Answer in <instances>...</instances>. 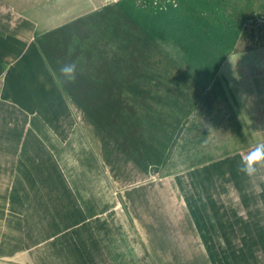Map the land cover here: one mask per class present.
<instances>
[{"label": "rangeland", "instance_id": "rangeland-1", "mask_svg": "<svg viewBox=\"0 0 264 264\" xmlns=\"http://www.w3.org/2000/svg\"><path fill=\"white\" fill-rule=\"evenodd\" d=\"M0 11L34 31L100 174L123 172L116 203L171 204L194 226L189 264H264V169L238 171L264 143V0H0ZM68 61L73 83L58 72ZM88 229L67 227L65 253L52 235L50 259L0 262L99 264L115 236Z\"/></svg>", "mask_w": 264, "mask_h": 264}, {"label": "crops", "instance_id": "crops-1", "mask_svg": "<svg viewBox=\"0 0 264 264\" xmlns=\"http://www.w3.org/2000/svg\"><path fill=\"white\" fill-rule=\"evenodd\" d=\"M1 12L0 257L30 251L50 259L52 235L65 253L67 227L86 222L91 235L106 226L115 236L99 264H189L194 226L175 221L169 203H116L123 172L111 182L100 174L93 139L84 136L34 31Z\"/></svg>", "mask_w": 264, "mask_h": 264}, {"label": "clouds", "instance_id": "clouds-1", "mask_svg": "<svg viewBox=\"0 0 264 264\" xmlns=\"http://www.w3.org/2000/svg\"><path fill=\"white\" fill-rule=\"evenodd\" d=\"M59 75L66 83H73L77 78L78 67L74 61L63 62L58 69ZM264 169V143L251 147L242 158L239 172L252 178Z\"/></svg>", "mask_w": 264, "mask_h": 264}, {"label": "water", "instance_id": "water-1", "mask_svg": "<svg viewBox=\"0 0 264 264\" xmlns=\"http://www.w3.org/2000/svg\"><path fill=\"white\" fill-rule=\"evenodd\" d=\"M0 264H5V263L0 262Z\"/></svg>", "mask_w": 264, "mask_h": 264}]
</instances>
